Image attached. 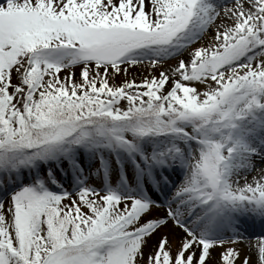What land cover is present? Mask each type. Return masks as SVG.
<instances>
[{"label": "snow or ice", "instance_id": "6c2138e0", "mask_svg": "<svg viewBox=\"0 0 264 264\" xmlns=\"http://www.w3.org/2000/svg\"><path fill=\"white\" fill-rule=\"evenodd\" d=\"M245 249L264 264V0H0V264Z\"/></svg>", "mask_w": 264, "mask_h": 264}, {"label": "bare ground", "instance_id": "6f19581e", "mask_svg": "<svg viewBox=\"0 0 264 264\" xmlns=\"http://www.w3.org/2000/svg\"><path fill=\"white\" fill-rule=\"evenodd\" d=\"M242 254H249V260H250V264H256V254L253 253H248L247 250H242Z\"/></svg>", "mask_w": 264, "mask_h": 264}, {"label": "rangeland", "instance_id": "374dc122", "mask_svg": "<svg viewBox=\"0 0 264 264\" xmlns=\"http://www.w3.org/2000/svg\"><path fill=\"white\" fill-rule=\"evenodd\" d=\"M131 71H132V73H134V74L137 75V78H139V76L141 74H145L142 67H140L139 69H137V68L134 67V68L131 69ZM214 255H215V253H214ZM242 255H244V254H242Z\"/></svg>", "mask_w": 264, "mask_h": 264}]
</instances>
